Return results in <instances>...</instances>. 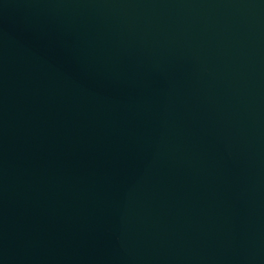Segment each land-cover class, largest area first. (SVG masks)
Returning <instances> with one entry per match:
<instances>
[{"label": "water", "instance_id": "1", "mask_svg": "<svg viewBox=\"0 0 264 264\" xmlns=\"http://www.w3.org/2000/svg\"><path fill=\"white\" fill-rule=\"evenodd\" d=\"M0 264H264V0H0Z\"/></svg>", "mask_w": 264, "mask_h": 264}]
</instances>
